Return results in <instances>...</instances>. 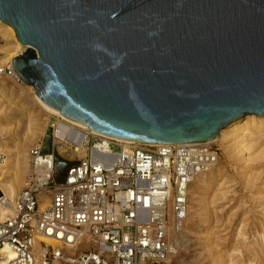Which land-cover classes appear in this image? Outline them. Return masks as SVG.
Returning <instances> with one entry per match:
<instances>
[{
    "label": "water",
    "instance_id": "1",
    "mask_svg": "<svg viewBox=\"0 0 264 264\" xmlns=\"http://www.w3.org/2000/svg\"><path fill=\"white\" fill-rule=\"evenodd\" d=\"M0 20L37 99L100 135L202 144L264 118V0H0ZM71 166L54 157L59 177Z\"/></svg>",
    "mask_w": 264,
    "mask_h": 264
},
{
    "label": "built area",
    "instance_id": "2",
    "mask_svg": "<svg viewBox=\"0 0 264 264\" xmlns=\"http://www.w3.org/2000/svg\"><path fill=\"white\" fill-rule=\"evenodd\" d=\"M1 79L22 83L12 63L0 65ZM44 139L29 151L15 199L0 187V207L10 211L0 220V264H169L190 188L222 158L217 145L126 143L83 130L53 139L45 156ZM55 156L72 164L64 178Z\"/></svg>",
    "mask_w": 264,
    "mask_h": 264
},
{
    "label": "rangeland",
    "instance_id": "3",
    "mask_svg": "<svg viewBox=\"0 0 264 264\" xmlns=\"http://www.w3.org/2000/svg\"><path fill=\"white\" fill-rule=\"evenodd\" d=\"M5 81L8 86L0 93V122L12 129L2 140L17 149L26 132L37 124L42 128L41 123L48 117L34 105L25 89L15 87L12 80ZM57 122L55 116L49 119L43 137ZM254 135L259 137L257 133ZM37 137L26 145L28 154L43 138L39 134ZM259 138L248 152L233 153L231 159L218 145L223 152L220 167L228 182L214 185L203 204L192 205L185 243L179 247L172 264H264V136ZM249 157L251 162L245 160ZM30 167L22 182L29 175Z\"/></svg>",
    "mask_w": 264,
    "mask_h": 264
},
{
    "label": "bare ground",
    "instance_id": "4",
    "mask_svg": "<svg viewBox=\"0 0 264 264\" xmlns=\"http://www.w3.org/2000/svg\"><path fill=\"white\" fill-rule=\"evenodd\" d=\"M0 36L2 38V44H0V65L5 66L12 63L15 58H17L22 53H24L27 50V47L23 46L18 41L15 30L11 26L3 23L1 20H0ZM5 80L6 79L0 80V93L3 92L5 89H7L8 84L6 83ZM12 81L15 87H21L27 91L34 105L37 106L41 110V112L44 115H46L48 118L45 119L43 123H41L43 125L42 128H38L40 127V124L34 125V129L31 127L30 130L27 131L26 134L24 135V138L21 139L20 147H18L19 145H16L18 147L17 149L10 148L8 145H6L4 140H2L4 136L9 134V131L12 128L0 122V138H1L0 155L3 156V161L0 162V187L5 197L10 201H13L15 199L16 195L22 188L24 182V181L22 182L23 175L24 173H26V170L28 171L30 167V163L28 160L29 154L25 151L26 145L28 144V142L32 143L36 141L38 139L37 137L38 134L43 137L46 129V125L48 124L49 119H51V117L55 116L58 118V122L51 126V129L53 130V139H55L56 141L58 140L62 141L65 135L72 130L90 131L94 134L100 135L96 132L91 131L89 128L85 126L75 124L67 120L66 118L62 117L60 114H57L49 110L37 99L36 90L33 86H30L24 83L23 81L22 83H17L14 80ZM0 114H2V110L0 111ZM255 133L259 134V137L264 136V118H260L255 115L246 116L244 119H240L232 123L225 129H223L220 132L219 138L217 140L202 144L205 145L212 144V145L222 146L224 155L228 159H231L233 153L243 154L244 152H248L249 149L252 148L254 142L259 141L261 139L258 136H255L254 135ZM122 142L138 143V142H129V141H122ZM65 146L66 145H63V148H65ZM78 154L79 156H84V151L81 148H79ZM251 158L252 157H249L248 159L245 160H247V162L248 161L251 162ZM48 160L51 161V158H48ZM220 163L221 160L218 163V165L210 172L199 175L195 179L193 185L191 186L190 197H189V215L186 221L185 229L187 228L189 217L192 213V205L194 203L203 204L204 202H206L207 195L214 185L220 184L222 182L223 184H225L226 182H228L227 179L223 177L224 171L222 172L223 168L221 169ZM8 214H10L8 208L0 207V220H5ZM243 228L244 226L242 227L239 236L242 235ZM185 229L182 232V234H180L178 237L179 247L185 243L186 240ZM46 242L50 243L48 240H46ZM37 246L39 247L38 243ZM169 264H172V260L169 262ZM248 264H256V263L249 262Z\"/></svg>",
    "mask_w": 264,
    "mask_h": 264
}]
</instances>
